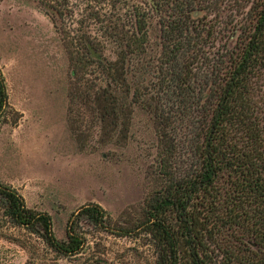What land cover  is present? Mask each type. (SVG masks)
<instances>
[{"label":"trees","instance_id":"trees-1","mask_svg":"<svg viewBox=\"0 0 264 264\" xmlns=\"http://www.w3.org/2000/svg\"><path fill=\"white\" fill-rule=\"evenodd\" d=\"M140 2L148 9L130 12L131 32L107 66L134 95L137 72L152 85L157 180L136 236L148 237L155 264H264V0ZM47 11L56 22L63 15ZM80 46L83 58L104 63L90 40ZM102 91L93 96L101 109ZM6 100L0 74V115ZM0 205L13 225L65 256L85 244L79 220L109 225L106 211L88 204L58 239L50 216L3 184Z\"/></svg>","mask_w":264,"mask_h":264},{"label":"rangeland","instance_id":"rangeland-1","mask_svg":"<svg viewBox=\"0 0 264 264\" xmlns=\"http://www.w3.org/2000/svg\"><path fill=\"white\" fill-rule=\"evenodd\" d=\"M49 5L63 12L60 21ZM134 9L148 8L140 0H0V74L7 93L0 184L47 213L58 239L82 206L99 205L109 220L106 228L79 220L85 244L65 256L13 225L0 205V264H155L148 237L134 229L157 180L152 85L137 72L134 95L107 70L117 40L131 32ZM85 39L102 53V65L83 58ZM104 88L108 104L103 100L101 109L93 96Z\"/></svg>","mask_w":264,"mask_h":264},{"label":"water","instance_id":"water-1","mask_svg":"<svg viewBox=\"0 0 264 264\" xmlns=\"http://www.w3.org/2000/svg\"><path fill=\"white\" fill-rule=\"evenodd\" d=\"M152 2V0H150Z\"/></svg>","mask_w":264,"mask_h":264}]
</instances>
